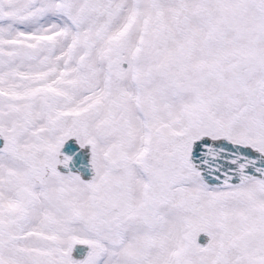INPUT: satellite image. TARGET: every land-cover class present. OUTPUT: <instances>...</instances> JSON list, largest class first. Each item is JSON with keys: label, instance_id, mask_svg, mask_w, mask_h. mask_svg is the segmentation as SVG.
Returning a JSON list of instances; mask_svg holds the SVG:
<instances>
[{"label": "rangeland", "instance_id": "374dc122", "mask_svg": "<svg viewBox=\"0 0 264 264\" xmlns=\"http://www.w3.org/2000/svg\"><path fill=\"white\" fill-rule=\"evenodd\" d=\"M1 2L0 79L61 77L74 87L64 88V102L43 92L0 121L9 130H0V198L15 207L0 205V264H264V181L208 187L187 159L201 135L264 153V0ZM113 99L121 119L99 126ZM15 107L0 85V113ZM76 111L77 119L60 115ZM22 115L34 118L27 136ZM72 136L91 146V182L57 171ZM128 176L139 192L129 191L125 209L157 201L163 187L170 197L149 225L142 214L128 228L119 220ZM37 208L50 215L46 235L17 238ZM73 243L91 247L84 261Z\"/></svg>", "mask_w": 264, "mask_h": 264}, {"label": "water", "instance_id": "95a60500", "mask_svg": "<svg viewBox=\"0 0 264 264\" xmlns=\"http://www.w3.org/2000/svg\"><path fill=\"white\" fill-rule=\"evenodd\" d=\"M2 14L0 0V17ZM5 141V137L0 133V151L4 148ZM57 156L58 173L76 174L85 182H91L95 178L96 171L89 144L81 145L76 137L72 136L62 143ZM187 159L198 171L200 180L208 187L227 188L240 186L255 179L264 181V153L251 145L232 142L229 137L214 139L201 135L191 141ZM197 241L205 245L208 241L207 234H199ZM71 250L73 257L82 262L91 247L73 243Z\"/></svg>", "mask_w": 264, "mask_h": 264}, {"label": "bare ground", "instance_id": "6f19581e", "mask_svg": "<svg viewBox=\"0 0 264 264\" xmlns=\"http://www.w3.org/2000/svg\"><path fill=\"white\" fill-rule=\"evenodd\" d=\"M189 2V1H188ZM179 8V7H178ZM133 9V8H132ZM172 13H178L179 10L178 9H172L170 10ZM133 15H136V11H131V12H127L124 17L123 20H121L120 24H119V29H120V34L126 29V26L129 24L131 17ZM140 17H143V15H139ZM143 24L145 25V22L143 21ZM17 53H11L9 55H6V57H14L16 56ZM58 58H64V55L62 53H60V55L58 56ZM44 63H46V59H40L38 61V65H43ZM48 74V73H47ZM46 74V75H47ZM31 76L29 75H24V76H19V75H14V76H8V79H0V85L2 87V90L4 92H8V95H10L13 99H15L16 101V107L14 110L10 111L8 114H1L0 113V121L2 120H7L8 118H10L12 115L13 116H17V113H22V112H26L30 106H32L31 102L28 103L29 100L33 99L35 96L43 94V92H48L52 95L55 96H59L60 99H62L61 101H65L66 99L63 97V92H64V88L65 87H69L70 89H72L74 87V83L71 82L69 79H61V77H58L56 79H47V76H42L39 79H32L29 78ZM38 85H42L43 87L41 89H37L36 87ZM127 87L129 86V84L126 85ZM114 87V86H113ZM84 89H90V90H94V86L92 87H85ZM106 95L109 94L110 90L109 87L106 86V90H105ZM103 97V96H102ZM88 101V99H82L81 103H84ZM79 105V104H78ZM118 102H116V99H113L112 102L109 104L108 108L105 111V115L103 120L101 121V123L99 124V126H106L108 124V121L110 119L119 121V119H121L122 115L119 113L118 114V110H117V106ZM99 112L101 113V110H99ZM82 114L81 111L80 112H63L60 115L61 116H73L74 119H77V116ZM94 114L91 115V117ZM22 121L24 122L23 127V131L25 132V135L27 136V134H29V130L31 129L30 124H32L34 122V118L33 116L30 115H22L21 116ZM87 120V118H86ZM13 127H15V124H13ZM41 129L44 128H40L37 131H41ZM0 130L3 131H9L7 128H3ZM28 139L25 140V142H27ZM18 193H13L12 196L10 197L9 200L14 201L15 196ZM0 205L2 208L4 209H14L15 207L11 204L10 201H4L0 198ZM88 209V208H87ZM3 214L2 211H0V215ZM75 217H77L76 215H74V217H70L67 218V221L63 223V225H67L70 221H72ZM82 219V217H80ZM50 219V215L48 213H44L42 212L41 209L36 210V213H30L29 218L27 220L26 226L20 230V232H18L17 238L23 240L24 238L31 236V235H35L38 237V235H46V233H44V230L48 228V225L50 224L49 222ZM34 222H36L37 224H34ZM53 225L57 226V227H61V224H58V222H53ZM71 232L70 228L65 229L63 231L60 232L61 235H68Z\"/></svg>", "mask_w": 264, "mask_h": 264}, {"label": "flooded vegetation", "instance_id": "af4514ba", "mask_svg": "<svg viewBox=\"0 0 264 264\" xmlns=\"http://www.w3.org/2000/svg\"><path fill=\"white\" fill-rule=\"evenodd\" d=\"M129 177L130 176H128L124 182H119V220L122 225L128 222L125 225L126 228H128V226H132V217L136 218L142 214L144 220H147H145V222H147L149 225V223H152L151 219L155 216L156 212L160 210L165 211L167 209L170 203V197L168 196L165 187H163L159 190V198L157 201H151V199H148V197L145 196L146 198L142 197L140 205H133L130 208L125 209L124 203L130 198L128 195L131 196L132 194L131 192L129 193V191H134V187L129 185L132 182V180L128 181ZM145 182V187L149 188L151 185L148 179ZM153 187L154 186H152V188ZM138 190V186L135 185L133 196L138 195ZM158 220H161V216L158 217ZM125 226L123 229H125Z\"/></svg>", "mask_w": 264, "mask_h": 264}]
</instances>
